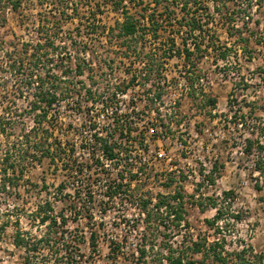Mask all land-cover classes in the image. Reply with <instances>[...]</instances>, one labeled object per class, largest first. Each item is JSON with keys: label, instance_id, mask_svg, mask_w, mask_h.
Instances as JSON below:
<instances>
[{"label": "rangeland", "instance_id": "rangeland-1", "mask_svg": "<svg viewBox=\"0 0 264 264\" xmlns=\"http://www.w3.org/2000/svg\"><path fill=\"white\" fill-rule=\"evenodd\" d=\"M101 1L60 0L57 5V0H0V78L5 81L0 86V116L9 109L17 110L13 114L20 121L12 138L34 125L35 115L30 105L37 85L34 82L28 87L11 73L7 63L9 50L39 38L40 18L45 17L50 23L59 20L61 28H53L58 30L56 41L71 45L69 59L78 60L79 55L73 51L77 47L90 54L89 61L82 63L85 76L77 77L84 83L72 86V95L54 105L53 116L43 122L37 136L40 149L49 147L51 153H39V161H19L24 166V177L16 187L0 191V226L7 225L3 230L0 228V264H23L22 250L15 245L18 218L20 227L31 238H40L48 230L34 214L45 200L51 201L57 216L63 214L68 219L56 236L58 242L75 247L72 251L75 264H134L143 243L154 247L148 248L145 264H160L162 248L194 241L209 243L217 236H226L228 250L246 247V255L253 264H264V158L247 148L249 140H256L264 131V0H252V18L248 24L244 25L243 19L237 17L238 26L244 27V38L249 40L240 43L243 48L247 46V51L242 48L237 53L229 51L218 66L214 51H199L196 60L202 58L200 73L209 76L213 85L207 91L194 90L176 107L171 106L170 111L169 106L160 107V112H170L165 124L173 135L172 163L165 171H155L150 181H154L152 189L136 184L131 194L138 198L155 196L165 187L170 190L172 209L178 210L182 219L175 221L163 211L164 217H153L149 223L146 218L142 222L135 216L133 200L105 201L100 190L87 185V97L84 95L87 81L101 85L109 75L113 81L116 77L122 80L120 66L124 64L118 57L119 51L136 50L139 40L128 37L123 42L117 30L110 32L122 15ZM144 2L142 11L148 8L152 12L153 7L147 3L154 4L153 0ZM15 3L20 6L16 11ZM228 4L235 9L237 2ZM219 17L213 15L212 28L218 30L215 44L230 48L234 38L228 35ZM174 31L166 24L162 32ZM113 63L116 67L111 70ZM74 68L66 76H75ZM26 69L27 66L20 70L21 75ZM57 70L60 74L61 69ZM206 128L213 131V137L204 133ZM196 130H200V136L190 137L189 132ZM175 138L183 140L186 149L176 148ZM6 143L7 137L0 133V166ZM153 172L149 170V176ZM165 175L167 179L163 181ZM218 209L220 219L210 226L207 220H214ZM148 211L154 213L156 209L149 204ZM147 226V237L143 239L142 230ZM193 256L199 261L203 257L202 253ZM50 257L47 249L37 255L42 264H53Z\"/></svg>", "mask_w": 264, "mask_h": 264}, {"label": "trees", "instance_id": "trees-1", "mask_svg": "<svg viewBox=\"0 0 264 264\" xmlns=\"http://www.w3.org/2000/svg\"><path fill=\"white\" fill-rule=\"evenodd\" d=\"M89 1L92 3V0ZM230 1L233 0H153L154 4L147 3L149 7H153V9L150 8L152 12H148V8L142 11V7L145 6L144 0H137L136 2L133 0H102L101 3L110 5L111 9L121 13L123 20L117 23V28H110V32L117 30L118 33L124 36L123 42L129 36L144 32V29L139 25L138 16H144L146 13H149L148 15L151 19L155 20L163 14L168 18L175 17L179 27H186V33L190 35L203 36V39L204 35H210L206 44H196V51L203 50L208 52L210 49L214 51L218 49L220 51V57L225 58L229 51L235 50L236 53L242 49L247 51V46L243 48L240 43L242 40H249L244 38V27L240 28L237 20L241 17L245 23L244 25H246L252 18L250 13L252 0H245L242 3H240V0H234L237 2L235 9L228 4ZM59 3H61L60 0H57V5ZM161 6L163 7L162 10H160ZM19 7L17 3L13 5L15 11ZM132 7L137 9L138 12H133ZM211 12L220 16L222 25L227 27L226 31L228 35L234 38V43L230 48H227L225 45L215 44V40L218 37V30H213L210 27V19L214 15ZM257 22L261 23L260 21ZM53 28H61L59 20L50 23L49 18H40L38 27L39 38H36V40L31 39L23 43L21 48L16 47L15 50L10 49L8 52L9 61L7 63L12 70L11 73L16 75L24 85L29 87L36 82L37 86H35V97L30 105L35 115L34 125L29 131L22 135H15L12 138L16 124L20 121L14 117L17 110L13 111L11 109L10 111L9 109L7 113L5 112L0 116V133L5 134L7 137V148L4 150V157H2V164L0 166V191L7 190L10 186L16 187L20 179L24 177V166L19 161L23 159L32 162L39 161V153H41L40 155L51 153V148L48 147L47 150L43 151L39 146L37 136L40 134L41 127H44L43 122L49 116H53L55 112L54 105L56 103L61 100H66L72 95V86H76L79 82L84 83L83 79L79 81L77 77L85 76L86 74V69L83 68V64L87 62V50L85 49V53H83L82 47H77L76 50L73 49L79 55V58L75 62L74 60L72 61L69 59V56H72V50H70L72 48L71 45L66 42L64 44L57 43L56 37L58 36V30H54ZM153 29L155 31L158 29L156 20L154 21ZM186 51L189 56L193 54L187 48ZM26 66L27 69L21 75L20 70ZM73 66L75 67V76H66ZM57 69H61L59 70L60 74ZM4 83L5 81L0 78V86H4ZM63 83L65 84L64 86L62 85ZM78 95L84 97L80 92ZM84 95L87 97V89ZM85 99L87 101V98ZM56 145L57 148L60 147V144L57 143ZM247 148L251 152L256 151L259 157L264 158V131L261 132V135L256 140L250 139ZM258 167L259 169H263L260 166ZM228 194L229 192L226 193V195ZM150 203V200H144L143 208L148 210ZM164 204H167L170 209L168 214H176L173 220L179 221L182 219L178 210L172 209L169 198L163 197L153 206L156 209L154 213L153 211H147V223L153 217H164L160 210ZM34 214L41 224L48 227V230L40 238H31L20 227L19 218L16 220L15 245L22 250L23 264H42L39 262L37 255L46 249L49 251L53 264H75L73 263L72 255L75 247L69 246L65 242H58L56 236L58 229L66 225L68 219L63 214L60 216L55 214V209L50 200H45L40 204ZM218 219H220V209H218L214 220H207V222L210 226H213V223L216 220L218 221ZM6 226V224L0 226L1 230ZM216 229L220 230L219 228ZM54 233L55 236H51ZM147 233L148 226L142 232L143 239H146ZM184 245H178L176 247L169 245L165 249L162 248L160 264H230L231 262L233 264H253L251 257L246 255L248 251L246 247L241 250H228L226 236H217L215 240L209 243L194 241L191 244ZM150 247L154 249L153 246ZM150 247L148 244H141L134 264L146 263L144 259ZM193 253H202V259L200 261L197 260L194 258ZM110 264H116V262H111Z\"/></svg>", "mask_w": 264, "mask_h": 264}, {"label": "built area", "instance_id": "built-area-1", "mask_svg": "<svg viewBox=\"0 0 264 264\" xmlns=\"http://www.w3.org/2000/svg\"><path fill=\"white\" fill-rule=\"evenodd\" d=\"M148 14L138 16L144 32L129 36L139 38L137 49L119 51L118 57L125 65L120 66L122 80L116 77L113 81L109 75L110 78L101 85L87 81V185L100 190L105 201L113 198L133 200L135 216L142 222L148 211L143 208L144 200H150L154 206L161 198L170 197V190L165 187H161L160 194L155 196L138 198L131 194L136 184L152 189L154 181H150L155 177V171H165L171 166L170 140L173 135L165 124L170 112L162 113L160 107L169 106L170 111L171 106L176 107L194 90L207 91L209 85H213L209 76L200 73L202 58L196 60L199 51L195 50L196 44H206L210 35H204V39L190 35L186 33V27H179L175 17L166 16L155 19L158 26L155 31V20ZM122 20L123 17L120 22ZM210 20V27H213V17ZM166 24L175 31L163 33ZM121 47L119 49H123ZM186 48L193 54L189 56ZM213 53L215 66L225 61L218 49ZM89 56L87 52V61ZM113 67H116L115 63L111 64V70ZM218 115L220 118L221 112ZM204 133L209 137L214 135L209 128L204 129ZM189 135L198 137L200 130L190 131ZM174 142L176 148L186 149L183 140L175 138ZM151 169L154 172L149 176ZM166 179L165 175L163 181ZM89 190L91 192V188ZM168 208L164 204L160 210L174 219L176 214H168Z\"/></svg>", "mask_w": 264, "mask_h": 264}]
</instances>
